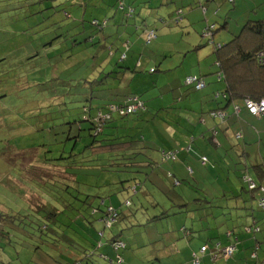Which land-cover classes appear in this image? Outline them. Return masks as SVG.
<instances>
[{
	"label": "rangeland",
	"instance_id": "rangeland-1",
	"mask_svg": "<svg viewBox=\"0 0 264 264\" xmlns=\"http://www.w3.org/2000/svg\"><path fill=\"white\" fill-rule=\"evenodd\" d=\"M202 1L205 14L199 0H125L124 8L121 0H0V218L1 225L12 227L6 231L9 238L0 237V264H66L81 259L85 252L93 254L91 264H119L117 252L108 251L115 235H121L133 250H127L125 257L124 250L120 252L130 264L155 263L148 260L151 252H144H154L153 244L161 264H184L181 260L188 252L200 251L209 241L208 232L218 234L217 243L221 240L225 247L230 243L226 241L229 229L250 221L251 203L236 206L229 199L244 184L238 179L244 169V140L237 137L243 128L228 134V149L224 142L215 147L203 137L211 128L205 127L200 116L204 113L208 119L214 106L206 102L200 110L199 104L191 105L199 91L186 85L173 99L169 85L185 69H192V60L197 59V53L190 51L180 68L178 59L187 44L194 45L192 50L199 47L200 57L208 56V65L201 67L203 72L210 71L204 80L225 85L218 80L215 49L202 38V30L214 24L215 43L226 45L240 35L247 21L264 19V0ZM107 4L110 17L102 16L99 8ZM130 9L133 16L127 18ZM179 10L184 14L177 24ZM76 11L79 18L74 16ZM67 13L80 23L71 25L76 21ZM190 14L192 24L186 20ZM97 20L108 21V26L101 30L94 24ZM148 31L157 35L150 44ZM166 60L172 62V70L163 64ZM194 67L198 72V65ZM210 86L209 82L204 93ZM134 97L145 102L146 112L126 118L115 113L105 134L98 137L89 131L90 123H81L84 141L74 154L83 151L85 155L69 157L74 143L67 140L70 125L63 121L82 119L84 106L95 115L99 109L106 111V105ZM214 104L220 106L215 99ZM253 118L262 123L259 130L254 127L255 139L247 149L261 148L264 156V118ZM166 124L174 139L161 130ZM221 126L215 127L220 138L226 133ZM95 139L111 149L108 157L95 155L90 148L83 150ZM124 141L147 147L139 151L142 155L136 156L133 162L140 160L134 165V155L125 156L129 160L116 155L121 146L115 144ZM169 149L180 151L176 161L163 160V150ZM202 157L208 160L205 165ZM106 164L109 167L103 169ZM136 184L138 192L133 194ZM196 199L212 203L205 206ZM198 204H203L201 209L196 208ZM110 205L119 218L109 228L102 218ZM185 205L191 210L188 217L187 208H181ZM252 206L257 218L264 215L256 202ZM54 208L58 215L49 219ZM160 215L164 217L148 221ZM184 229L193 233L187 237ZM259 253L261 264L264 253Z\"/></svg>",
	"mask_w": 264,
	"mask_h": 264
},
{
	"label": "trees",
	"instance_id": "trees-1",
	"mask_svg": "<svg viewBox=\"0 0 264 264\" xmlns=\"http://www.w3.org/2000/svg\"><path fill=\"white\" fill-rule=\"evenodd\" d=\"M121 1H122L121 6H123L125 0H121ZM166 1L171 2L172 0H166ZM204 1H205V3H208V2L213 1V0H204ZM199 5L204 9V14H205L206 13V7L203 6L202 0H199ZM133 13H134V9H130V12L127 16L132 17ZM183 14H184V12H183ZM183 14H182V10H179L176 13V23L177 24L183 19L182 18ZM68 18L72 20L74 17L71 18V15H70V16H68ZM97 22H99V25H96V26L101 27V30L102 29L104 30V28L106 26H108L107 25L108 21H104L103 23H101V21L97 20ZM73 24H75V22L71 23V25H73ZM211 26H214L213 35H211L210 37H204L203 36L202 38L207 40V42L209 44L213 45V47L215 49V53H216L215 54L216 55V57H215L216 58V64H217V67L219 68V72L217 73L218 80L223 81L225 83L224 92L222 91L223 93L218 92L215 94V97L218 100V102H220V104L223 102H226L225 103L226 107H229L231 104H233V109H234V106H238V104H234V103H236L238 101L242 100L243 104H244L245 100H247V99H252L254 101H260V100L264 99V19L247 21V23L243 27L240 35L236 36L233 40L229 41V43H227L226 45H222V44L217 45L215 43L214 36L217 32V28L214 24H210V25L206 26L202 30V35L204 33L208 32V30H210L209 27H211ZM206 29H208V30H206ZM151 32L155 35V38L151 42H149V43L147 42V44L152 43L157 38L155 31H148L147 36ZM75 43H77V41H75ZM196 49H199V47H197ZM106 61L107 60H105V62ZM156 71H157V69L151 70L152 73H154ZM191 77H196L199 80L204 81L205 87L202 89H198L196 82H187L188 78H191ZM183 81H184L183 86L186 85V86L191 87V88L194 87V90H198V91L205 89L207 86L206 81L204 80V77L199 76V75H189V76L186 75V76H184ZM97 82H100V80H97ZM180 88H182V86H180ZM180 88H179V91H180ZM181 90H183V89H181ZM179 91L176 92V94L179 95ZM135 98H138L139 101H142L144 103V106L146 109H141L137 113V114H143L144 112L147 111V106H146L145 102L140 97H134V98L125 99L122 103H120L118 105H106L105 106V108L107 109L106 111H104V109H99L95 115H93L91 107L84 106L82 108L83 113H84L82 119H79V120L76 119L73 122L74 124L70 123L68 120L63 121L62 122L63 125H65L67 123L70 125L69 128L65 131L67 134L66 135L67 140L73 141V143H74V146H73L74 149H73V151H71V155L69 157L72 159L73 156H80V155L84 156L85 155V153L83 151L79 152L78 154H74L78 150V144L83 143V141H84V137L82 136V131H84V130L82 128L81 123H83V122L90 123V130L89 131L94 133V137H98L102 134L104 135L105 134L104 130H105L106 126H108V124L112 121V119H113L112 116L115 113H117V115L120 118H126V117L130 116V115H121L120 110L117 112V111H113L112 109L113 108L117 109V108L127 107L129 104L133 103V100ZM219 99H221V100L219 101ZM246 110L253 117L259 118V117L254 116L252 113H250V111L247 108H246ZM219 113H224V112L221 110H217V111L211 112L210 115L212 118L217 119L220 122L225 121L226 117L224 119H222L221 117L218 116ZM214 114H216V115L214 116ZM99 115H102V116L110 115V119H106L104 121L101 119L98 120ZM262 118H264V117H260L259 119H262ZM212 132H213L212 140L214 139V141H215V143L213 142V145L215 147H217V145H220V143L216 140V138H218L217 135L219 132L216 131L215 128H214V130H212ZM237 137L240 139L243 137V134L240 133L237 135ZM107 141H109V140H107ZM101 142L102 141H97L95 139V141L92 142L90 145L87 144V146H86V144H85L84 148L82 145V148H83V150L84 149L87 150L88 148H90L92 150L91 153H93L95 155H101V156L105 155L103 157H108L109 154H107L106 152H110L111 149L106 148L107 146H103ZM133 143L136 144L135 141H131V142L130 141H124V142H120V143L115 144V146H121L116 151L117 157L122 155V156H124L123 160H129V159L125 158V156H130V154H131V155H134L133 159H132V162H133V160L136 159L137 155H140V154L142 155V153H140L139 151H141L147 147L134 145ZM115 146L109 145L108 147L112 148ZM113 150L115 151L116 149L114 148ZM179 152L180 151L175 150V149L167 150V151L165 150V151H163V155L174 154L175 160H173V159H170V160L176 161L177 155ZM186 152L189 153L190 151L187 150ZM103 157H101V158H103ZM203 158L204 157L201 158V161L205 165L208 160L204 163ZM63 159H64V155H61L59 160H63ZM139 160L140 159L138 158L136 160V162H133V165L136 164ZM163 160L168 161V159H166L165 157H163ZM118 165H120V164H118ZM107 167H109V165H107V164L102 165L103 169H105ZM252 169L254 170L255 176H257L258 178H261V179L263 178V176H264L263 165L253 166ZM238 179L241 180L242 183H244L243 184L244 186L242 185L240 190H237L238 194H240V195L235 196V198L241 196V194H243V193H245V194L248 193L246 195L247 196L246 200L248 201L247 203H251L250 207L248 208L249 211L251 212L250 218H251V220H253V219L256 220L254 217V212H253L254 208H253L252 204L254 202H256L258 209L263 210V212H264V207H263L264 205L262 206V203L264 204V202H263L264 191H262V189H264V185L259 184L256 181V179H254V176L252 177L250 174H248L247 169H242V173L240 174V176H238ZM249 179L253 183H255V185L257 186V189H255V190L250 189V182L248 181ZM176 183L179 184L180 182L176 181ZM132 191H133V194H137V192H138V185L137 184L134 186ZM102 201H103V204L104 203L106 204V202H104V199ZM197 201H202L205 206L206 205L210 206L212 203L211 200H207V199H205L204 201L201 199H196L195 202H197ZM126 204L128 206H131V201L127 200ZM203 204H198L196 206V208L201 209ZM181 208H187V205L182 206ZM109 209H112L113 214H114L113 217L110 219V221L112 222L110 227H113L114 222H116L119 218V214L113 205H110L107 207V212ZM192 209L194 210V208H192ZM186 211L189 212L191 210H189V207H188L186 209ZM107 212H105V214L102 218V222L105 223V225L107 227H109L105 222V220H107V218H106ZM3 215H4V213H3ZM57 215H58L57 209L54 208L52 210V212H49V219L52 217H56ZM163 217H164L163 215L154 216V217L149 218L148 221L156 222V221L162 219ZM165 217H167V216H165ZM1 220L2 219L0 218V226H1L0 237L2 235L3 238H9L10 234L6 231L7 230L9 231L10 229H12V227H6V226L4 227V225H1L2 224ZM55 221H56V219H55ZM241 227H243V229H242L243 232H246V230H247L249 232L257 233V232H261V230H262L261 227L257 226L256 222H254V223L249 222L248 225L241 226ZM253 229H255V230H253ZM184 230H186V229H184ZM102 237H104V233L102 234ZM115 241H118L116 237H112L109 240V242L112 244V246H113V243ZM121 241L124 243L125 247L120 248L118 250H115L117 252V261H118V256H120V258L123 260L121 263L118 262L119 264L124 263V259L122 258V255L120 252L122 250H125L127 247L126 243L123 240H121ZM232 245L236 246V244H231L230 246H232ZM227 247H229V246H227ZM216 249H221V248H219V246H217V247L211 249L208 246V251H211V255H212V252L215 251ZM258 250H259V247H257L254 251L253 258H255V259L258 257ZM236 251H237V246H236ZM236 251L234 252L233 256L235 255ZM206 253H204V254H206ZM83 254H84V257L82 259L75 261V262L69 261L66 264H78V263H80V264H91V262L93 260V254L88 253V252H85ZM194 254H198L200 256L201 260H202V256L204 255V254L200 253V251L198 253H194ZM212 258H213V255H212ZM223 259H225V258H223ZM229 259H226V260H229ZM214 260H216V259H214ZM192 263H193V259H192ZM57 264H62V263L58 261Z\"/></svg>",
	"mask_w": 264,
	"mask_h": 264
},
{
	"label": "crops",
	"instance_id": "crops-1",
	"mask_svg": "<svg viewBox=\"0 0 264 264\" xmlns=\"http://www.w3.org/2000/svg\"><path fill=\"white\" fill-rule=\"evenodd\" d=\"M107 6H108V8L110 7L109 4H107L106 6L105 5H100L99 8L101 9L100 11L102 12V16L110 17V16H112V12H110V10L106 12ZM121 7L124 8L125 6L123 5ZM87 8H88V6H86V8L84 9V14L87 13ZM191 8H193V7H191ZM120 13L121 12L118 11V12H116L114 14L115 20H117V17H118V15H120ZM67 15L70 16V14H68V13H67ZM74 16H76V18H79V11H76V13L74 12ZM188 16L189 17L186 19L187 23L188 24H192L194 22V20L191 19L193 17V15L190 14ZM76 18H73V19H74V21H76L75 22L76 25H78L80 23V21H78ZM127 18H130V17L127 16ZM190 19H191V23L188 21ZM202 24L203 23H199L197 26H201ZM113 31L114 32L116 31L115 27L113 28ZM117 32H118V30H117ZM138 43H139V41H138ZM187 46H188L187 49H185L186 47L182 49L181 54L183 56H180V58L178 59L179 60V64L181 65L180 68H182L185 65L186 61L189 59L188 53L190 51H193V52L195 51L197 53L196 56H195L197 59H193L192 60L193 61L192 69L184 70L182 75L179 77L178 81L176 83L172 84V85H169L172 88V94H170V95H172L173 99H174V96H175L176 92L179 91L180 86H182L184 84L183 83L184 82L183 81L184 80V76H186V75L187 76H189V75H199V76H202V77L205 78V77L208 76L207 74H209V72H210L209 70L208 71H204V72L201 71L202 65L203 64H207V62L209 60L208 56L200 57V53L201 52H197L198 51L197 49L196 50H192V47L194 45L187 44ZM165 58H168V57H165ZM210 59L212 60L211 56H210ZM203 60L206 63H204ZM139 61H141L142 65L144 64V62L142 61V58H140ZM163 64L165 66L169 67L167 70H172V69H170L173 66L171 61H167L166 60ZM195 65H198V72L194 71V68H195L194 66ZM216 66H217V64H216ZM212 69L213 68H211V70ZM206 70H207V67H206ZM157 71H158V69H157ZM205 81H206L207 85L210 82V84H212V86L207 88V89H209L208 92L204 93V91H205L204 89L199 91L198 92L199 96H197V100L195 101L194 99H192L191 101H194V102L191 105H193L194 103H197V104L200 105V110H203L205 103L208 102V103H211V104H208V105H210L211 107H212V105L214 106V108L210 111V113L213 112V111L221 110V111H223L226 114V120L220 122V123H222L221 127L222 128H226V133H223L221 138H220V134L221 133H218V135H217L218 138H216V140L220 143V145H217V148L222 147L223 146V142H224L227 145V149H228V139H229L228 134H231L232 132L238 131L239 127L243 128V130H244V132H242V134H243L242 138L244 140V144H243L244 146L242 147V157L244 158V166H243V168L247 169L248 174H250L252 177L254 176V179H256V181L259 184L264 185V176H263L262 179L258 178L257 176H255L254 170L252 169L253 166L263 165V167H264V156H263L262 150L260 148L257 152H255V151L249 152L248 149H247V145H250L253 142L251 139H255L253 131L255 130V128L257 130H259V124L262 123V122H258V120H255L253 118V116L248 113V111L246 110L242 100L234 103V104H238V106L241 108V111L239 112V114H237L235 112V110L233 109V104H231L229 106L230 108L226 107V104H225L226 102H223V103L219 104L220 106L218 108H216V106L214 104V99H215V101H218V100L216 99V97L214 95L216 93H218V92H222L225 89V87H224L225 85H222V84H220L218 82L216 83L217 80L216 81L215 80H209V82H208V80L205 79ZM164 99H165V97L162 100H164ZM180 101H183V99H181ZM228 108H229V110L226 111V109H228ZM210 113L208 115V119H210L211 121H209L205 117L204 113H201L202 115H200V116H201V120H202L203 124H206L205 127L210 126V128H211V129H208L211 132L208 135L203 133V137L208 139L210 141V143L213 144V142L215 143V141H214V139L212 140V135H213L212 130H214V128L216 126L220 125V123L219 122L217 123V119L212 118ZM257 119H259V118H257ZM252 121H255L256 124L255 125L252 124L251 123ZM161 130L164 131V133H166L169 136V138H171V139L173 138L174 139L173 130L171 128H169L168 125H167V128H161ZM259 133L260 132H258V134ZM173 142H174V144L176 146V149H177L178 148V140L173 141ZM247 142H249V143H247ZM169 150H173V149H169ZM163 151H165V150H163ZM228 154H229V152L227 150V156H228ZM185 160L189 161V159H186V158L183 159V161H185ZM252 173H253V175H252ZM230 178H231V175H229V184H230ZM232 188L234 189L235 186L232 185ZM236 189L233 190L234 194L232 193V195L231 194L229 195V199H234L235 203H236V206L241 205L243 202L247 203L248 201L246 200V197H247L246 194H241V196L235 198V196L240 195V194H238V191H237L238 189L237 190ZM189 215H190V212H189V214H187V217ZM249 215H251L250 211H249ZM254 217H255L256 220H254V219L251 220L250 219V221L246 220L244 223L246 225H248L249 222H252V223L256 222L257 226L261 227V229H262L261 232L254 233V232H249L247 230H246V232H243V230H242L243 227H241V226H244L243 223H238V225H236L232 229H229V232L227 233V236L229 238L227 237L226 241L230 242V243L227 244L225 247L230 246L231 244H236V246H237V251H236L235 255L232 258H230L229 260H226V259H223V258H218V259L214 260L212 258V255H211V251H208L206 254H204L202 256L201 264H220V263H218L219 261H223L222 264H256V263L259 264L260 263L259 259H260V256H261L259 252L263 251V253H264V215L263 216L261 215L260 217L258 216V218H257L256 214H254ZM194 225L195 224H193V227H194ZM253 230H255V229H253ZM184 232H185V235L187 237H189L191 235V233H193V232H190L187 229L184 230ZM206 235H207V238L209 239V241L206 242V243H203L201 245V249L203 247L207 246V245L211 249H213V248H215V247H217L219 245H220L219 248H221V249L225 248V247H223V243H222L221 240L217 243V238L219 237L218 234H212L211 232H208ZM120 236L121 235H115L113 237H116L117 240H121ZM212 241H214L213 244H212ZM109 244L111 245V248H109V250H108L109 252L118 250V249H115L110 242H109ZM211 244L214 245V246L211 247ZM126 245H127V247H126V249L123 252V257H125L126 255L129 254V252H126L127 250H129V251L132 250L128 246V244H126ZM257 247H259L258 257L255 259V258H253V254H254V251H255V249ZM113 248H114V250H113ZM152 248H153L154 252L152 251V249L151 250L146 249L144 251V252H151V254L148 257V260L150 262H153V261L155 262V263H149V264H161L162 263L161 257H159L158 255L155 254V252H157V249L154 246V244H153ZM67 249L73 250L75 248L74 247H70V248H67ZM74 252H76V254H77V251L74 250L72 252V256L73 257L76 255ZM198 252H199V250L196 251V252H193V253L188 252L186 254L185 258L181 260V262H183L184 264H190V262L193 259L192 254L198 253ZM136 253H137V255H139L138 252H136ZM200 253H201V250H200ZM140 255H141V253H140ZM105 256H106L105 257L106 259L109 257L108 254H106ZM64 257L67 258L66 256H64ZM83 257H84V254H83ZM134 257H136V256H134ZM62 258H63V255H62ZM78 260H80V259L74 260L73 262L78 261ZM124 260H126V262L128 264H130L127 258H124ZM212 261L216 262V263H213ZM111 263L113 264L112 261H110L109 264H111ZM261 264H264V258H263V262H261Z\"/></svg>",
	"mask_w": 264,
	"mask_h": 264
},
{
	"label": "built area",
	"instance_id": "built-area-1",
	"mask_svg": "<svg viewBox=\"0 0 264 264\" xmlns=\"http://www.w3.org/2000/svg\"><path fill=\"white\" fill-rule=\"evenodd\" d=\"M95 25H99V22L94 21ZM214 26L209 27L210 30H208V32L204 33L203 36L204 37H210L211 35H213V31H214ZM155 38V35L151 32L149 33V35L147 36V42H151L153 39ZM187 82H196L197 83V88L198 89H202L205 87V82L202 80H199L196 77H191L188 78ZM245 107L250 111V113H252L254 116L256 117H264V99L260 100V101H254L252 99H247L245 100L244 103ZM113 108V107H112ZM141 109H146L144 106V103L142 101H139L138 98H135L133 100L132 104H129L127 107H123V108H113V111H119L120 110V114L121 115H134L137 114L139 110ZM235 112L237 114H239V112L241 111V108L239 106H234ZM216 114H214L215 116ZM219 117H221L222 119H224L226 117L225 113H219L218 114ZM106 120V119H110V115L108 116H102L99 115L98 120ZM163 157H165L166 159L170 160L173 159L175 160V155L174 154H165L163 155ZM207 161V158H203V162L205 163ZM250 182V189L251 190H255L257 189V186L255 185V183H253L250 179L248 180ZM262 191H264V189H262ZM264 202V200H263ZM264 204L262 203V206ZM264 207V206H263ZM113 210L109 209L107 212V220H105L106 224L110 227L111 226V221L110 219L113 217ZM113 247L115 249H120V248H124L125 245L121 240L115 241L113 243ZM208 251V246H205L201 249V253L204 254ZM236 251V246L232 245L229 247H226L224 249H216L215 251L212 252L213 255V259H217V258H225V259H229L233 256L234 252ZM123 260L120 258V256H118V262L121 263ZM80 264V263H78ZM193 264H201V259L200 256L198 254H194L193 255Z\"/></svg>",
	"mask_w": 264,
	"mask_h": 264
}]
</instances>
